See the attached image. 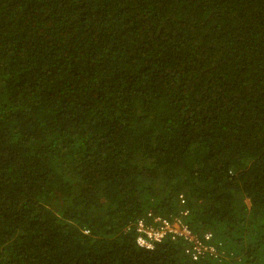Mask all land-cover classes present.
I'll return each instance as SVG.
<instances>
[{"label":"trees","instance_id":"trees-1","mask_svg":"<svg viewBox=\"0 0 264 264\" xmlns=\"http://www.w3.org/2000/svg\"><path fill=\"white\" fill-rule=\"evenodd\" d=\"M0 264H264V0H0Z\"/></svg>","mask_w":264,"mask_h":264},{"label":"built area","instance_id":"built-area-1","mask_svg":"<svg viewBox=\"0 0 264 264\" xmlns=\"http://www.w3.org/2000/svg\"><path fill=\"white\" fill-rule=\"evenodd\" d=\"M148 216H152V214L148 213ZM136 229L138 231L137 242L146 248H153L154 242L160 241L167 233H170L188 239L190 245L186 249V252L194 260L207 253L214 256L220 255L216 246L211 242L213 238L211 233H206L203 238L198 239L193 234L191 228L179 217H175L172 221H169L156 216L153 217L152 224H148L146 219H140Z\"/></svg>","mask_w":264,"mask_h":264},{"label":"rangeland","instance_id":"rangeland-1","mask_svg":"<svg viewBox=\"0 0 264 264\" xmlns=\"http://www.w3.org/2000/svg\"><path fill=\"white\" fill-rule=\"evenodd\" d=\"M247 203L249 204V200H247Z\"/></svg>","mask_w":264,"mask_h":264}]
</instances>
